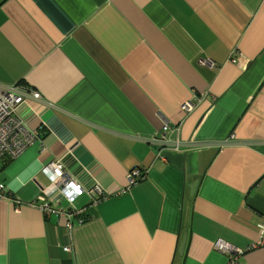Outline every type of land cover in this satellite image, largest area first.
Listing matches in <instances>:
<instances>
[{
	"label": "crops",
	"instance_id": "crops-1",
	"mask_svg": "<svg viewBox=\"0 0 264 264\" xmlns=\"http://www.w3.org/2000/svg\"><path fill=\"white\" fill-rule=\"evenodd\" d=\"M0 85L40 95L18 116L41 134L0 162L13 195L0 198V264H227L215 242L257 241L264 0H0ZM164 123L186 144L157 156ZM51 162L80 196H42ZM135 168L145 178L129 186ZM41 202L85 221L69 235ZM238 263L264 264V246Z\"/></svg>",
	"mask_w": 264,
	"mask_h": 264
},
{
	"label": "built area",
	"instance_id": "built-area-1",
	"mask_svg": "<svg viewBox=\"0 0 264 264\" xmlns=\"http://www.w3.org/2000/svg\"><path fill=\"white\" fill-rule=\"evenodd\" d=\"M205 65L211 66V61H205ZM40 95L35 91L26 89L25 87H16L0 85V162L4 158L15 159L18 158L29 147L40 143V133L38 130L27 128L18 116V109L20 106L26 104L29 100H38ZM183 113H188L193 110V103L186 101L181 105ZM179 134V127H170L164 123L162 134L158 138H154L151 144L157 150V156L162 154L163 150L182 151L185 148V142L180 140L177 136ZM43 173L49 179V186L42 189V196H48L52 193H59L65 199L71 201L82 194L81 187L75 183L63 171L58 163H48L42 168ZM145 178V174L140 169H133L126 175V183L129 186L141 182ZM95 190L100 194V198H104V194L99 187ZM13 195L5 186L0 183V198L12 199ZM94 200L92 204H95ZM41 213L45 215H55L57 222L64 221V227L71 235L72 231L81 226L84 221V213L86 209H79L76 211L62 210L59 208H51L48 204L41 202L40 204H33ZM264 246V225L261 226L260 235L257 241L245 248L230 245L225 241L219 240L214 244V250L217 253L226 255L229 259L227 264H239L238 257L246 253L248 250ZM65 253H70L72 247L63 248Z\"/></svg>",
	"mask_w": 264,
	"mask_h": 264
},
{
	"label": "water",
	"instance_id": "water-1",
	"mask_svg": "<svg viewBox=\"0 0 264 264\" xmlns=\"http://www.w3.org/2000/svg\"><path fill=\"white\" fill-rule=\"evenodd\" d=\"M183 248H184V246H182V247L179 249V254H182Z\"/></svg>",
	"mask_w": 264,
	"mask_h": 264
}]
</instances>
